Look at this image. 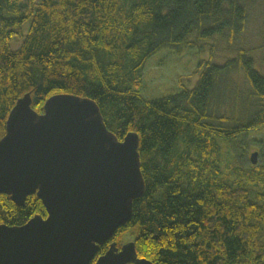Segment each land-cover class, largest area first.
<instances>
[{"label": "trees", "instance_id": "obj_1", "mask_svg": "<svg viewBox=\"0 0 264 264\" xmlns=\"http://www.w3.org/2000/svg\"><path fill=\"white\" fill-rule=\"evenodd\" d=\"M247 1L0 0V138L25 93L37 113L55 94L90 98L119 140L139 136L144 192L97 256L125 238L152 264H264V151L255 166L229 163L233 178L221 166V143H240L264 122V75L251 57L239 49L221 65L199 62L192 88L141 95L151 56L193 47L191 37L234 38L244 30ZM232 71L243 72L260 102L234 124L214 110L219 79ZM34 215L46 216L36 195L18 207L0 194V223L22 225Z\"/></svg>", "mask_w": 264, "mask_h": 264}, {"label": "water", "instance_id": "obj_2", "mask_svg": "<svg viewBox=\"0 0 264 264\" xmlns=\"http://www.w3.org/2000/svg\"><path fill=\"white\" fill-rule=\"evenodd\" d=\"M30 93L10 110L0 138V194L18 207L29 195L46 216L22 225L0 223V264H90L99 247L132 215L144 192L139 136L119 140L90 98L48 97L43 112ZM257 152L249 161L256 164ZM94 264H152L138 258L133 241L111 242Z\"/></svg>", "mask_w": 264, "mask_h": 264}, {"label": "rangeland", "instance_id": "obj_3", "mask_svg": "<svg viewBox=\"0 0 264 264\" xmlns=\"http://www.w3.org/2000/svg\"><path fill=\"white\" fill-rule=\"evenodd\" d=\"M247 19L244 30L234 38L228 34L223 37L214 36L207 40H196L193 47L184 46L179 50H161L151 56L143 68V89L141 95L145 99H154L162 95L192 88L202 71L199 62L221 65L237 55L239 49L244 50L252 59L254 67L264 75V0H248L246 2ZM29 20L22 24V36H14L9 44L17 49L29 27ZM260 102L249 88L243 72L232 71L219 79L217 99L214 110L225 115L230 124L237 119H247L258 110ZM240 143H221L222 168L231 178L234 174L228 169L229 163L238 166H255L249 161L250 153L257 152L256 164L262 162L261 152L264 147L258 141H264V122L258 129L242 136ZM121 242V241H120Z\"/></svg>", "mask_w": 264, "mask_h": 264}, {"label": "flooded vegetation", "instance_id": "obj_4", "mask_svg": "<svg viewBox=\"0 0 264 264\" xmlns=\"http://www.w3.org/2000/svg\"><path fill=\"white\" fill-rule=\"evenodd\" d=\"M129 241H132V240H130V239H123L121 242H120V247H121V245H123L124 243H126V242H129ZM120 247H117L118 249H120Z\"/></svg>", "mask_w": 264, "mask_h": 264}]
</instances>
